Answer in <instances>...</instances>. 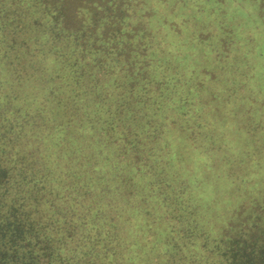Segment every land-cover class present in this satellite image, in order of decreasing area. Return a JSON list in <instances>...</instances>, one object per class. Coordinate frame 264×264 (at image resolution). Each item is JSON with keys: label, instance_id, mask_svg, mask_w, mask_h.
<instances>
[{"label": "trees", "instance_id": "16d2710c", "mask_svg": "<svg viewBox=\"0 0 264 264\" xmlns=\"http://www.w3.org/2000/svg\"><path fill=\"white\" fill-rule=\"evenodd\" d=\"M0 264H264V0H0Z\"/></svg>", "mask_w": 264, "mask_h": 264}]
</instances>
